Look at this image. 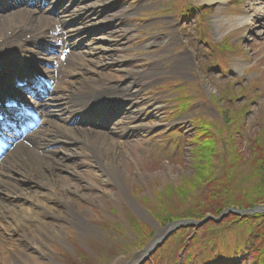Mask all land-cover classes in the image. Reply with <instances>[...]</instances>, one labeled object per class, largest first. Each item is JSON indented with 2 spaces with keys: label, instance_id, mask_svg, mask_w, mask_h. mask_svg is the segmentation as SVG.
<instances>
[{
  "label": "rangeland",
  "instance_id": "obj_1",
  "mask_svg": "<svg viewBox=\"0 0 264 264\" xmlns=\"http://www.w3.org/2000/svg\"><path fill=\"white\" fill-rule=\"evenodd\" d=\"M254 1L257 0H228L226 6L214 2L201 9L196 5H204V2L198 0H116L110 5L107 13L123 10L118 13L123 17L113 18L115 26H118L115 31L122 38L123 49L110 55L125 59L133 69L132 78L138 81V86L133 89L131 102L134 107L139 106L137 111L140 110L139 115L143 122L148 123V127L133 129L128 136L117 139L115 156L120 161L121 188L116 185L115 176L111 177L101 169L103 160H99L89 147L74 143L67 145V149H61L63 154L55 155L56 159H61L56 165V169L59 168L58 177L62 178L63 184L73 186L77 183L85 197L78 194L70 196L71 207L56 223L63 230V239H48L44 249L48 254L44 258L39 260L36 254L27 252L34 264H72L75 259L85 264L88 261L85 262L83 254L98 260L93 264H130L131 261H127L130 255L144 253L154 237L152 235V239L143 245V237L147 238L149 234H139V230L136 231L130 222L138 223L136 219H141L152 230L160 227L151 214L153 208L149 202L153 206L166 208L173 215H181L188 205H194L192 200L164 205L165 201L175 199L173 185H181L185 178L193 174L195 163L200 164L199 160L192 158L191 146L187 142L193 135L190 118L203 116L207 123V120L212 121V126L221 138L216 139L219 148L223 149L225 138L230 133L232 139L239 142L236 145L238 152L242 151L244 157L249 154L246 142L257 130L260 118L264 117V32L260 27L254 29L242 26L236 19L240 15L252 18L253 12L249 6ZM123 30L128 33H121ZM155 36L168 40V45L146 49L144 40ZM186 51L194 54L191 62L184 59L180 62ZM68 59L57 66L58 73L68 74L71 68ZM105 76L107 78L99 81L102 85L126 78L124 72L111 68L105 71ZM181 94H185L186 101L189 100L183 105L187 107L189 103L191 109L187 107L189 110L181 116L171 115L177 107L175 103L172 109L174 102L170 101ZM240 106L248 107L249 110L239 132L235 134L225 114L229 108L234 112L240 111ZM171 127L182 132V142H179L177 131L168 133ZM154 133L158 138L152 139ZM162 133H168L172 140H166V134ZM169 144L175 149L170 148ZM100 152L108 157V149ZM217 156L218 162L223 158L229 161V149L226 152L222 150ZM74 170L80 173L79 177L70 174ZM66 175L72 179L69 177L66 180ZM201 196H198L200 201ZM143 198L147 202H143ZM73 214L81 215L83 227L78 226ZM109 222L112 224L108 225ZM218 224L217 229L224 232L223 237L226 236L224 240L215 239L211 221L201 225L198 233L200 246L212 241L210 245L216 249L212 253L214 256L222 255L218 250L230 252L238 246L243 234L237 228L239 235L229 237L227 227L234 224L228 219L223 218ZM209 225L212 228L207 230L205 227ZM114 226L120 230H108ZM253 233L254 228H251L247 241L249 237L253 238ZM188 238L187 232L180 234L175 241L168 242L164 250L155 254L160 263L170 264L169 258H176V253L182 254L177 250L184 241L190 243L191 239ZM118 243L130 245L125 251H118ZM76 248H82L83 253L76 252ZM63 250L67 252L65 255L69 256V261H65L67 257L62 255ZM249 255L244 251L242 256L235 254L231 261L237 264L238 257H242L247 260L246 264H251ZM194 260L198 264L201 258Z\"/></svg>",
  "mask_w": 264,
  "mask_h": 264
},
{
  "label": "bare ground",
  "instance_id": "obj_2",
  "mask_svg": "<svg viewBox=\"0 0 264 264\" xmlns=\"http://www.w3.org/2000/svg\"><path fill=\"white\" fill-rule=\"evenodd\" d=\"M198 1L224 3L226 0ZM113 2L116 0H49L44 11L22 7V4L0 10V51L15 47L22 59L18 66L20 70H40L44 68V63H39V59L49 61L43 56V50L36 48V40L52 41L54 47L58 46L57 42H61V45L72 50L79 46L81 39L86 38L88 42L86 51L84 49L71 58L74 65V71L71 72H74L73 80L68 79L67 74L59 75L49 67L45 69V75L55 83V93L61 90L62 97L55 94L49 96L46 103H37L36 110L42 114L41 125L15 144L13 137L3 139L7 145L13 146L0 159V264H34L27 252L38 256L47 255L45 242L51 238L63 239V230L56 223L71 207L70 196L78 194L85 197L77 183L73 186L63 184L62 178L58 177L59 168L56 169V165L60 159L50 157L53 152L54 156L57 153L52 148L54 145L76 142L89 147L99 160H103L101 169L107 175L115 176V183L121 188L120 161L115 156L117 139L123 138L133 129L148 127V123L143 122L139 115L140 110L137 111L139 106L127 105L126 110L116 112L113 117L109 116V112L100 114L102 119L97 117L94 123L103 125L94 130L89 128V111L92 103L96 102L98 88L129 99L133 89L138 86V81L132 78L133 69L126 60L110 55L123 49L121 36H118L117 31L115 34L111 32L117 27L110 22L112 18L123 17L118 14L123 10L111 13L112 16L102 12ZM1 6L5 7L6 4L3 5L0 0ZM249 9L253 12L254 20L247 15H240L236 21L242 26L254 29L260 27L264 32V1L252 2ZM52 23H58L65 30V39L58 37L57 29H54L53 34L47 33ZM103 31L109 36H98ZM121 33L128 31L123 30ZM27 35L30 36L28 40L25 39ZM79 35L81 39H75ZM160 43L168 45L169 42L161 40ZM151 45L153 43L148 47ZM183 59L190 62L186 54L179 61L183 62ZM110 68L124 72L126 78L102 85L98 80L107 78L105 71ZM5 85H8V81H5ZM84 102L89 105L86 107ZM104 149H108V157L100 152ZM70 174L76 178L80 176L75 170ZM69 177L66 175V180ZM80 216L74 215L78 226L83 227L84 219Z\"/></svg>",
  "mask_w": 264,
  "mask_h": 264
},
{
  "label": "trees",
  "instance_id": "obj_3",
  "mask_svg": "<svg viewBox=\"0 0 264 264\" xmlns=\"http://www.w3.org/2000/svg\"><path fill=\"white\" fill-rule=\"evenodd\" d=\"M180 96L179 107H185L188 101L184 97L185 94ZM189 107V103L186 105ZM240 111L234 112L229 108L227 114H225L227 121L233 126L234 133L239 132L244 116L247 114V107L240 106ZM246 109V111H245ZM179 112V111H177ZM194 121V135L189 139V144L191 148L192 158L200 161V164L195 163L193 166L194 172L189 178H185L179 186L173 185V191L175 192V199L173 201H165L164 205L167 203L177 204L178 202L194 201V205H188L186 211L181 215H173L162 209L159 205H154L150 203L153 208L152 215L156 221L163 226L167 223H172L175 220L188 218V219H202L206 214H211L214 216L220 215L226 208L235 207L240 210L253 208L258 205H264V117L260 118V128L258 126L257 130L254 132L250 138H248L246 145H248V153L244 157L243 152H238L236 147L239 142L233 140L232 134L226 136V141L223 149L217 146L216 139L219 138V133L212 126V123L207 120ZM226 121V122H227ZM227 122V123H228ZM209 128V129H208ZM229 149V158L226 161L225 158L221 162L217 161V155L224 150L226 152ZM221 165V170L219 166ZM199 191V192H197ZM199 194H201V201L198 199ZM143 202H147L146 198L142 199ZM184 210V209H183ZM229 222H236L239 227H245V237L241 238L238 242V246L235 247L236 251H239L248 242L246 237L251 232V228H254V233L256 240L252 243L250 254L252 256L253 264H264V213H255L250 215H245L238 217L235 215H229ZM135 223L132 221L130 225L139 234L147 233V238L143 237V245L147 243L149 238L153 235V230L144 223L141 219H136ZM112 223H108L111 225ZM114 228V227H113ZM116 229L120 230L116 227ZM181 230V229H180ZM178 230L172 237L178 236L180 234ZM191 231V230H190ZM141 232V233H140ZM192 232V231H191ZM198 233L196 230L192 233V239L189 243V248H187V253L195 254L199 248L198 245ZM216 238L223 240L222 235L224 234L221 230H216ZM232 235L234 231L230 232ZM138 234V238H139ZM169 241L173 242V238ZM142 244L140 246H142ZM130 244H117L116 248L121 251H125V248H129ZM105 246V244L103 245ZM210 245L205 244L203 248L205 251L209 249ZM78 253H83L81 249L76 251ZM103 254H101L102 256ZM85 264H93L94 258L86 256ZM100 256V255H99ZM99 258H102V257ZM206 259V254L203 255ZM70 260V259H69ZM68 260V261H69ZM74 260V259H73ZM83 261L74 260L72 264H83ZM176 263V261H174Z\"/></svg>",
  "mask_w": 264,
  "mask_h": 264
},
{
  "label": "water",
  "instance_id": "obj_4",
  "mask_svg": "<svg viewBox=\"0 0 264 264\" xmlns=\"http://www.w3.org/2000/svg\"><path fill=\"white\" fill-rule=\"evenodd\" d=\"M259 210V208H256V209H254L253 211H258ZM229 213H241V212H239L238 210H236V209H234V208H229V209H227L225 212H223L221 215H220V217L221 216H225V215H227V214H229ZM208 219H213V217H211V216H206L202 221H207ZM201 221H193V220H190V221H185L184 222V224H192V223H200ZM181 223V222H180ZM180 223H177V224H180ZM176 224V225H177Z\"/></svg>",
  "mask_w": 264,
  "mask_h": 264
}]
</instances>
